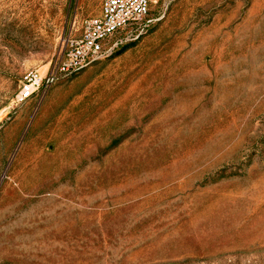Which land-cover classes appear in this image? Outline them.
I'll use <instances>...</instances> for the list:
<instances>
[{
    "label": "rangeland",
    "instance_id": "374dc122",
    "mask_svg": "<svg viewBox=\"0 0 264 264\" xmlns=\"http://www.w3.org/2000/svg\"><path fill=\"white\" fill-rule=\"evenodd\" d=\"M103 0H0V264H264V0H152L21 100Z\"/></svg>",
    "mask_w": 264,
    "mask_h": 264
},
{
    "label": "built area",
    "instance_id": "2783aa9c",
    "mask_svg": "<svg viewBox=\"0 0 264 264\" xmlns=\"http://www.w3.org/2000/svg\"><path fill=\"white\" fill-rule=\"evenodd\" d=\"M152 0H103L98 15L85 20L80 34L68 40L61 54L45 76L30 72L24 77L19 97L30 98L40 88L52 84L58 76H67L107 54V45L122 31L135 30L147 24Z\"/></svg>",
    "mask_w": 264,
    "mask_h": 264
}]
</instances>
